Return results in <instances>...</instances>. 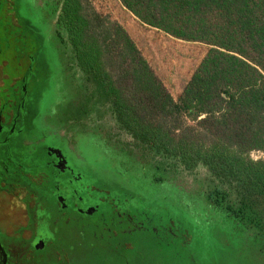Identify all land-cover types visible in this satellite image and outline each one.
I'll use <instances>...</instances> for the list:
<instances>
[{
    "label": "flooded vegetation",
    "instance_id": "af4514ba",
    "mask_svg": "<svg viewBox=\"0 0 264 264\" xmlns=\"http://www.w3.org/2000/svg\"><path fill=\"white\" fill-rule=\"evenodd\" d=\"M4 1L0 264H203V231L215 226L206 195L182 193L145 160L108 106L92 97L79 110L90 84L67 39L65 0ZM191 203L196 232L176 216Z\"/></svg>",
    "mask_w": 264,
    "mask_h": 264
},
{
    "label": "trees",
    "instance_id": "16d2710c",
    "mask_svg": "<svg viewBox=\"0 0 264 264\" xmlns=\"http://www.w3.org/2000/svg\"><path fill=\"white\" fill-rule=\"evenodd\" d=\"M120 2L141 23L207 50L174 97L118 20L90 0H65L67 39L90 84L79 110L90 111L92 97L108 106L145 160L199 184L215 224L207 238L222 243L211 251L229 258L248 242L264 256V0Z\"/></svg>",
    "mask_w": 264,
    "mask_h": 264
},
{
    "label": "rangeland",
    "instance_id": "374dc122",
    "mask_svg": "<svg viewBox=\"0 0 264 264\" xmlns=\"http://www.w3.org/2000/svg\"><path fill=\"white\" fill-rule=\"evenodd\" d=\"M3 1L4 0H0V30L6 26V24L9 25L8 20H10V16H8L9 10L4 9L7 2ZM90 3L100 13L110 15L113 19L118 20L129 31L140 49L148 58L153 69L164 81L171 93L174 90L185 87L192 72L202 60L207 50L206 45L173 38L157 29L141 23L121 4L120 0H90ZM42 21L43 20H36L34 24L48 33L49 25L47 22ZM49 44H52V42L50 41ZM50 52L54 53L55 49L51 48ZM54 58L58 64L56 55H54ZM55 67L56 66H54V68ZM252 156L258 159L263 156V153L254 151ZM174 185L178 186L182 193L196 192L198 188H200L199 184L186 174L175 179ZM199 207L198 203H191L185 214L183 213L184 211L180 209L178 211L176 210V216L182 221L181 223L189 229L192 226L195 232L197 231L195 225L198 227L201 221H199V216L193 215L192 213L198 212ZM205 231L208 233L209 229H204L203 233ZM216 241L217 240L213 238H209L206 242V246L210 245V243H216ZM217 243L219 242L217 241ZM220 244L222 243L220 242L219 245ZM235 251H237L236 255H234V253L232 254V251H230L232 256L223 258L219 253L217 254L216 251H211L210 249L204 257L203 264H264V256L259 255L253 244L248 242L237 243ZM198 254L201 255V252Z\"/></svg>",
    "mask_w": 264,
    "mask_h": 264
},
{
    "label": "crops",
    "instance_id": "0c3cea01",
    "mask_svg": "<svg viewBox=\"0 0 264 264\" xmlns=\"http://www.w3.org/2000/svg\"><path fill=\"white\" fill-rule=\"evenodd\" d=\"M183 89H184V87L180 88L179 90H174V91L172 92V95H173L174 97L178 96V95L182 92Z\"/></svg>",
    "mask_w": 264,
    "mask_h": 264
}]
</instances>
